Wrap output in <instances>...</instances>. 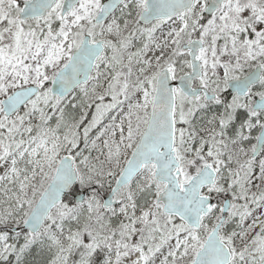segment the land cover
<instances>
[{
    "label": "snow or ice",
    "instance_id": "1",
    "mask_svg": "<svg viewBox=\"0 0 264 264\" xmlns=\"http://www.w3.org/2000/svg\"><path fill=\"white\" fill-rule=\"evenodd\" d=\"M0 264H264V0H0Z\"/></svg>",
    "mask_w": 264,
    "mask_h": 264
}]
</instances>
